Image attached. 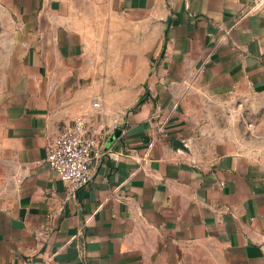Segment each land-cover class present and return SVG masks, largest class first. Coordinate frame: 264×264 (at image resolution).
<instances>
[{"label":"crops","instance_id":"0c3cea01","mask_svg":"<svg viewBox=\"0 0 264 264\" xmlns=\"http://www.w3.org/2000/svg\"><path fill=\"white\" fill-rule=\"evenodd\" d=\"M254 101L264 0H0V264H264V159L223 126ZM81 116L74 192L38 163Z\"/></svg>","mask_w":264,"mask_h":264},{"label":"built area","instance_id":"2783aa9c","mask_svg":"<svg viewBox=\"0 0 264 264\" xmlns=\"http://www.w3.org/2000/svg\"><path fill=\"white\" fill-rule=\"evenodd\" d=\"M105 142L104 131L95 129L88 117H78L48 144L46 158L38 165L49 167L74 192L89 188L93 182L92 164Z\"/></svg>","mask_w":264,"mask_h":264},{"label":"rangeland","instance_id":"374dc122","mask_svg":"<svg viewBox=\"0 0 264 264\" xmlns=\"http://www.w3.org/2000/svg\"><path fill=\"white\" fill-rule=\"evenodd\" d=\"M233 105L226 109L229 119L223 126L237 134L235 140L250 154L264 159V107L256 102L243 107Z\"/></svg>","mask_w":264,"mask_h":264},{"label":"water","instance_id":"95a60500","mask_svg":"<svg viewBox=\"0 0 264 264\" xmlns=\"http://www.w3.org/2000/svg\"><path fill=\"white\" fill-rule=\"evenodd\" d=\"M121 133H122L121 130H119V129L115 130V132H114L112 138L110 139V142H109L110 144H109V146H110L111 144H113V142H114L115 140L119 139V137L121 136ZM175 146H177V147L180 148V149H183V144H182L181 142H179V141H177V142L175 143Z\"/></svg>","mask_w":264,"mask_h":264}]
</instances>
